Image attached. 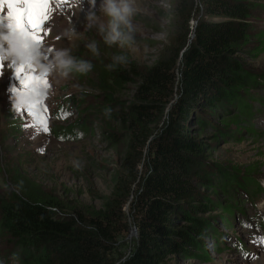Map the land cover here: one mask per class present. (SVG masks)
I'll return each mask as SVG.
<instances>
[{"label":"trees","instance_id":"1","mask_svg":"<svg viewBox=\"0 0 264 264\" xmlns=\"http://www.w3.org/2000/svg\"><path fill=\"white\" fill-rule=\"evenodd\" d=\"M196 2L193 11V0H174L170 26L175 34L161 42L147 64L130 59L119 43L107 45L103 36L87 40L74 54V60L92 65L86 73L72 71L93 79L92 87L103 97L96 111L106 119L104 135L116 153L117 167L109 192L98 204L72 198L66 188L42 186L12 163L1 167L9 190L0 195V236L12 247L18 264H169L165 260L175 253L191 257L188 246H206L207 234L219 247L220 232L195 215L209 205H201L198 189L209 183L201 162L206 143L192 135L186 119L194 103L222 107L224 100L248 115L236 89L249 87L253 78H243L247 73L236 54L250 39L257 5L253 0ZM197 12L187 42L188 20ZM92 43L96 52L88 47ZM118 55L127 63L117 61ZM125 83L133 84L131 93L118 97ZM64 107L59 102L51 117L65 120L60 113ZM87 123L84 113L48 129L54 137L74 139L91 130ZM218 167L212 175H223L219 185L229 201L237 203L234 187L246 195L260 190L249 174L242 178L235 168L227 173ZM132 190L128 216L136 235L119 260L126 246L123 205ZM229 201H220L219 207L229 212Z\"/></svg>","mask_w":264,"mask_h":264},{"label":"rangeland","instance_id":"2","mask_svg":"<svg viewBox=\"0 0 264 264\" xmlns=\"http://www.w3.org/2000/svg\"><path fill=\"white\" fill-rule=\"evenodd\" d=\"M193 1V11H196L198 3ZM253 1L257 7L250 39L236 54L240 69L247 73L246 76L243 74V78H253L249 87L236 89L241 91L240 95L247 103L248 115H242L233 103L224 100L222 107L196 102L189 109L186 119L192 135L206 143L201 162L209 183L204 186L199 184L198 189L203 194L201 205H209L195 215L201 217L209 228L219 231L222 242L215 247V239L207 234L206 246H188L191 257L184 258L175 253L165 260L169 264H264V204H261L264 202V0ZM173 2L136 0L138 11L133 17L136 26L134 40L131 45L122 47L130 59L138 64L149 63L157 55L161 42H166L169 34H175L170 26ZM99 4L100 0H95V7L90 0H52L49 18L41 33L42 43L32 51L36 57H42L40 63L51 61L54 51L60 48L69 49V55L74 59L79 47L85 48L87 40L102 37L99 23L88 20L90 12L100 15ZM6 11L5 8L0 12L5 14ZM197 14L189 18V27ZM0 30V35L8 31L7 28ZM26 39L30 36L12 29L8 33L9 45L0 39V57H3L0 59L3 65L0 68V195L9 190L7 176L1 167L12 163L42 186L66 188V193L72 198L76 195L75 198L84 202L98 204L101 196L109 192L112 173L117 167L116 153L104 135L106 119L96 111V103L103 97L92 87L95 83L93 79L79 78L72 70L67 77L61 76L59 71L47 75L46 86L38 87L35 83L21 85L14 74L13 61H18L15 57H8L5 50L9 47L10 51H19ZM32 66L37 75H43L36 66ZM132 87L133 84L125 83L117 92L118 97H128ZM21 97L24 98L23 104L18 103ZM175 97L176 92L171 95L170 102ZM74 100H79V104H75ZM59 102L64 103L60 113L67 117L65 120H56L50 115V111H57ZM84 113L91 130L74 139L54 137L48 129L55 123L66 125L84 116ZM215 167L227 173L235 168L242 178L249 174L259 183L260 190L246 195L234 187L233 191H229H232L237 203L229 201L219 185L224 181L223 175H212ZM249 168L252 170L249 171ZM132 196L133 190L123 205L127 220L123 258L131 249L136 235L130 232V227L135 225L128 216ZM220 201L231 203L229 212L219 207ZM14 254L5 237L0 236V264L11 262Z\"/></svg>","mask_w":264,"mask_h":264},{"label":"clouds","instance_id":"3","mask_svg":"<svg viewBox=\"0 0 264 264\" xmlns=\"http://www.w3.org/2000/svg\"><path fill=\"white\" fill-rule=\"evenodd\" d=\"M90 3L95 7V0H90ZM100 15H96L95 12H90L88 20H95L99 23L103 32V38L107 45L111 46L117 42L121 47L125 45H131L134 40V33L136 32V26L133 23V17L136 15L138 8L136 6V0H100L98 6ZM8 33L0 35V39L7 41ZM29 48H32V41L26 39ZM88 47L96 52L95 44H89ZM5 54L8 57H15L18 62H25L29 60L31 64L37 67L38 71L46 75H51L55 71H59L60 75L67 77L68 72L75 69L77 72L86 73L92 65L85 60L76 61L69 55V49L60 48L54 51L53 59L47 63H40L42 57H36L32 52L29 54L28 49L24 47L19 51H10L9 47L5 50ZM117 61L127 63V59L124 56H116ZM18 103L23 104L24 98H19Z\"/></svg>","mask_w":264,"mask_h":264},{"label":"snow or ice","instance_id":"4","mask_svg":"<svg viewBox=\"0 0 264 264\" xmlns=\"http://www.w3.org/2000/svg\"><path fill=\"white\" fill-rule=\"evenodd\" d=\"M51 2L52 0H0V11L6 8L8 21H11V23L6 22L7 29L30 36L32 48H29L27 43L23 45L25 49H28L29 54L42 43L41 33L44 32V24L49 18ZM13 64L14 74L21 85L26 86L29 83L47 85V75H37L29 60L23 64L13 61ZM0 68H3L2 64H0Z\"/></svg>","mask_w":264,"mask_h":264},{"label":"bare ground","instance_id":"5","mask_svg":"<svg viewBox=\"0 0 264 264\" xmlns=\"http://www.w3.org/2000/svg\"><path fill=\"white\" fill-rule=\"evenodd\" d=\"M3 12H0V29H4V28H7L6 26V22L7 23H11V21H8V18H7V11L5 14H2ZM2 31V30H0ZM1 33V32H0ZM261 204H264V202L262 201Z\"/></svg>","mask_w":264,"mask_h":264},{"label":"water","instance_id":"6","mask_svg":"<svg viewBox=\"0 0 264 264\" xmlns=\"http://www.w3.org/2000/svg\"><path fill=\"white\" fill-rule=\"evenodd\" d=\"M194 24H195V19L193 21H191V25H190L191 30H190V33H189V37L187 38V42H189V40H190V38H191V36L193 34L192 28H193ZM183 48L181 50H183ZM130 230H131L130 232L136 233L135 227L133 225H132V227H130ZM122 259H123V257H121L119 260H122ZM117 263H118V261L115 262V264H117Z\"/></svg>","mask_w":264,"mask_h":264}]
</instances>
